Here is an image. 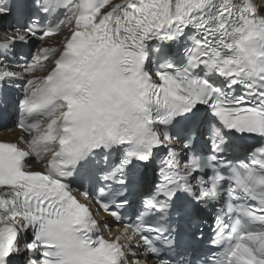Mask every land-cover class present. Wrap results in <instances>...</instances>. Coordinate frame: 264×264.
<instances>
[{
  "label": "snow or ice",
  "instance_id": "6c2138e0",
  "mask_svg": "<svg viewBox=\"0 0 264 264\" xmlns=\"http://www.w3.org/2000/svg\"><path fill=\"white\" fill-rule=\"evenodd\" d=\"M0 119V264H264V0H0Z\"/></svg>",
  "mask_w": 264,
  "mask_h": 264
},
{
  "label": "bare ground",
  "instance_id": "6f19581e",
  "mask_svg": "<svg viewBox=\"0 0 264 264\" xmlns=\"http://www.w3.org/2000/svg\"><path fill=\"white\" fill-rule=\"evenodd\" d=\"M56 38H53L52 40H48L47 43H53L55 41ZM7 133L3 134V137H6Z\"/></svg>",
  "mask_w": 264,
  "mask_h": 264
}]
</instances>
